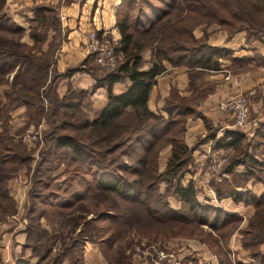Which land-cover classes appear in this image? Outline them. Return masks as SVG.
Returning <instances> with one entry per match:
<instances>
[{"label":"trees","instance_id":"16d2710c","mask_svg":"<svg viewBox=\"0 0 264 264\" xmlns=\"http://www.w3.org/2000/svg\"><path fill=\"white\" fill-rule=\"evenodd\" d=\"M139 1L141 6L137 7ZM6 3L7 0H0V31L16 38L0 35V84L6 83L7 78L4 76L13 71L9 90H3L0 94V222L16 211L15 200L5 184L19 165L30 158L28 153L22 154L21 147L15 146L7 135L8 128L4 121L6 105L13 101L15 106L24 105L28 113L35 106L43 113V97H46L50 102L47 114L54 118L44 133L45 145L33 173L36 178L31 193V206L26 211L29 223L24 229L26 241L23 246L28 247L32 255L39 256V245L36 243L39 237L54 241L55 236L50 235L53 220L56 215L68 216L66 210L74 204L68 196L74 194L72 190L76 185L84 188L92 198L111 197L112 201V204L102 205L92 218L81 221L80 215L66 217L79 218L82 229L87 224L102 220L115 222L120 218L123 223L126 222L121 212L113 215L109 212L118 199L130 204V212L135 218L143 215V218L158 224L178 222L190 225L195 222L212 232H220L230 224L232 214L198 201L192 179L186 184L182 183V179L189 173L187 163L194 149V145L190 147L184 142L183 134L186 118L199 115L192 106L195 97L181 96L176 88H170L163 105L166 115L152 112L147 101L156 77L164 71L163 60L190 69L217 68V58L226 56L228 51L208 44V26L217 24L229 35L243 30L248 41L261 39L264 36V0H120L116 13L119 38L115 51L121 54V60L112 70L93 74L95 82L92 87L69 89L56 100L49 98L45 91L50 51L36 53L40 49L38 44L46 38L49 24L54 26L52 28L58 27L54 9L44 2L31 7L36 25L29 28V41L26 42L23 39L24 29L6 11ZM133 9H136L135 14L132 13ZM199 24H204V32L196 37L193 29ZM37 26L40 31L36 30ZM147 45L152 47L149 66L142 69V50ZM261 62L264 63V57ZM82 70L92 73L89 68L78 66L71 69L69 75ZM124 79L129 81L126 88L120 93H114L112 85ZM100 86L106 89V102L93 117H88L83 109V101ZM1 96L7 104L1 101ZM59 110H62L60 119ZM76 110H79L78 113H75ZM125 114L129 116L120 120ZM206 127L205 136L199 137V140L210 138L211 150L214 151L226 147L233 150L221 172L233 175L237 166H243L245 169L240 173L242 181L253 176V170L259 168L260 163L254 156L255 148L245 141L244 134L237 129H226L216 135V129L208 125ZM254 137L262 138L260 142H263L264 122ZM165 145L170 146V153L164 168L158 171L157 154ZM130 161H134V165ZM60 164L71 166L64 179L66 185L62 187L63 193L40 191L39 187L49 188L50 174ZM128 173L135 177H129ZM222 180L228 183V188L226 191L220 187L215 188L219 198L228 195L236 203L254 206L253 221L244 230L246 241L242 242V246L249 248L263 244L264 191L255 195L248 189L238 190L226 179ZM160 182L166 184L168 194L182 202L185 211L169 205L166 194L159 191ZM76 200L80 201V197L77 196ZM43 218H46L45 223ZM31 220H37V224L33 225ZM34 228H38L35 235ZM219 234L224 233H217V236ZM32 236L37 237V240ZM111 237L112 234L101 240L107 242ZM224 237H227L224 241L226 246L229 236L224 234ZM215 240L210 242L216 245ZM212 246L210 244L209 247ZM56 260H59V253L54 258ZM20 262L33 264L28 258L20 259Z\"/></svg>","mask_w":264,"mask_h":264},{"label":"rangeland","instance_id":"374dc122","mask_svg":"<svg viewBox=\"0 0 264 264\" xmlns=\"http://www.w3.org/2000/svg\"><path fill=\"white\" fill-rule=\"evenodd\" d=\"M152 1L156 2V0ZM136 6H141L140 1ZM15 7H17L16 3L12 2L10 5H6V11L10 14L11 11H15ZM132 13L135 14L136 9H133ZM19 17L20 18L14 17L16 21L15 23L18 25L20 23L19 26L24 29L23 39L28 42L29 36L28 34H26L27 30L25 31V29L29 28L26 24L30 20V17L24 10H20ZM49 26L50 27L48 29H51V26L53 25H51L50 23ZM216 26L218 25L213 24L211 26H208L210 32H212L216 28L223 29L220 26H218L219 28ZM198 28H200L204 32V24H199L193 29V33L194 30ZM36 30L40 31V27L38 26ZM0 35L5 36L6 38H16V36L3 31H0ZM60 38L61 37H55V40H52L53 38L50 39L48 41V45L50 46V48H48V50L46 51H43L44 53H48V51H50V53L48 54L50 64L48 66L47 85L45 91L47 92L48 97L52 100L61 98V96H59V94L57 93L56 87L58 86L60 79L70 73L69 71L74 67L81 66L89 68L92 71V73H90L95 75L101 74L106 71L105 69L101 68L89 54L81 62L75 64H66L65 67L59 66V64L57 63V58H55L57 54L54 53V49L51 50V46L55 44L54 48H56V46H58L60 43ZM107 38L109 39L110 44L115 47L117 39L113 38L112 36H107ZM43 43L41 42L40 44H38V48L40 49L36 51L37 54L42 52L41 47ZM145 48L150 49V51L152 50L151 45H147L145 46ZM121 58L122 56L120 55L119 61L121 60ZM82 62L84 64H82ZM12 75L13 71L9 73V75L4 76L5 79L7 78V81L6 83L3 82L0 84V94H2L3 90H9V82ZM62 87L63 93H66V91H68L69 89L78 88L72 84L64 85ZM87 98L83 101L85 104H87ZM1 101L6 103L5 99L2 98V96ZM248 102L250 114L252 101L251 99H249V97ZM6 106L8 107L6 108L7 113L4 121L6 122V126L8 128L7 135L11 137L12 143L15 146L21 147L22 154L28 153L30 158L27 162L19 165L17 171L14 172L13 176L10 177V179L5 184L10 195L15 200L16 211L18 208L19 212L16 213L15 211V213L9 215L4 221L0 222L2 227L0 235L3 234V232L8 233L9 230L14 227V223L22 224L23 227L26 226L27 223H29L26 217V211L27 208L31 206L32 201L31 193L34 189V180L36 178L33 175L34 168L40 159L41 150L45 145L43 138L44 133L50 127L49 122H52V120L54 119L53 116H51L49 113L47 114V110L50 107V102L46 97H43V113H41L36 106L33 107V110H31L30 113H28L27 110H22L19 108L22 105L15 106L13 101L9 102V104H7ZM61 111L62 110H59L58 112V114L60 115L58 116L59 119L62 116ZM78 111L79 110H76L75 113H78ZM87 112L91 115L92 110L90 111L88 109ZM27 113L29 114V116ZM128 116L129 114H125L119 119L123 121ZM248 121H250V115ZM38 125L41 126L39 127ZM260 125L261 123L258 122V125H256L255 128L258 129ZM27 129H36L38 133L37 137L33 138L31 142H28L26 139H24L23 136V134L27 132ZM252 132L253 131H250L248 132L249 134H244L245 141L250 143L252 148H255V151L253 152L256 155L257 153H260V156L258 155L257 158L258 162L260 163V167L255 168L253 170L254 175L246 181H242L243 177L240 175L241 171L245 169L243 166H237L234 170L236 173L233 175H228L221 172L222 168L228 162V160L230 159L229 157L233 153V150H231L230 148V150L224 151V155L227 158L225 164L221 165L217 170H214L210 167V157L206 153L207 146H202V144H198L195 146L196 148L192 150L189 162L187 163L189 173L182 179V183L186 184L189 179H192L196 188V197L201 204L211 205L220 208L222 211L232 214L230 224L225 228L219 230L220 232H212L208 228L202 227L195 222H191L193 224L190 225H184L178 222H176V224H174L173 222L158 224L156 222L148 220L147 218H143V215L137 216L135 218L130 212L131 209L129 203H125L114 195L110 194V196L118 199V201L117 204L114 203V206L116 207L111 206L109 212H111V215L121 212L124 219L126 218L127 221L123 223L120 218H117L115 222H111L110 220L96 221L94 223L87 224L85 228L82 229V224L81 222L79 223V218L70 219L71 217H66H76V215H80L81 221H83L84 219L92 218L94 217V214L98 213V211L102 208V205H108V203L112 204V201L110 200L111 197L110 199L108 197H104V199L100 196L95 197L96 199L92 198L84 188H79L76 185V188L74 186L75 189L72 190L74 191V194L68 196L70 201H73L74 203L73 206L66 210L69 212L68 216L56 215L53 220V230H51L50 235L53 234V236H55L54 241L52 242L50 238L44 237L42 239V237H39V241L36 242L39 245V256L32 255L29 252L31 254L30 257H32V259L29 258V261H32L33 264H87L86 262H84L83 256L84 253H86L85 250H87V247L91 246V249H95V251L97 250L95 253L101 254L105 259L104 261V259L102 258L101 262L98 264H135L136 261L139 262L141 259L147 257H149V259L152 261L158 260V258H156L157 254L159 255L161 251L163 253H166L167 255L171 254L175 256V259L178 260L181 264L183 262H185V264H200V261L198 262L197 259L198 256L204 257V253L206 254L209 252L214 253L217 256V260L219 261L218 264H264V243L249 248H244L242 246V242L246 241V235L243 234L244 230L247 228L248 223L253 221L252 216L254 215V206L245 205L242 202H239L240 204L236 206L237 203L234 202L228 195L219 198L216 194L215 189L216 187H220L226 191V189L228 188V183L222 182V179H226V181H228L231 186L236 187L238 190L248 189L255 195H260L264 191H261L264 188V140L263 142H260L262 141V138L254 137V132ZM203 141L205 142V140H202V142ZM165 146H163L157 154L158 171H161L165 166V164H162L163 156L160 154L165 150ZM210 151L213 152L214 150ZM250 151H252V149H250ZM216 152L220 154L221 152L223 153V150H217ZM205 153L206 156H204ZM130 163L134 165V161H130ZM69 168H71V166L67 167L64 164H60V166L57 169L53 170L50 174L48 180L50 184L49 188L45 189L39 187L40 191H56L63 193L62 187H65L66 185L64 179L69 173ZM136 168L140 169V166H137ZM128 175L129 177H135L130 173H128ZM18 178H21V180H24V182H18ZM224 184H227V186ZM55 186L58 188L56 189ZM166 189V184L164 182H160L159 191L162 194H166V199L169 205L175 209L181 208L182 211H185V207L182 202L179 201L176 196L170 193L168 194ZM16 190H19L20 194H22V192L24 191V194L22 196L23 201L20 203H18L17 199L14 198V196L16 197L18 194ZM64 196L67 197V194L64 193ZM77 196L80 197V201L76 200ZM41 207L44 206L42 205ZM46 209H48L47 206ZM45 222L46 218H43V223ZM4 223L9 224L5 226ZM31 223H33V225H36L37 220H31ZM81 229L83 232L79 235L78 232ZM36 231H38V228L33 229L34 235L36 234ZM209 232L211 234H209ZM190 233L192 235H190ZM217 233L228 234L229 237L226 246L224 244V241L227 239V237H224V234H219V236H217ZM111 234L112 237L110 241L102 242L101 239ZM34 239L37 240V237H34ZM210 240H215L216 245L210 242ZM207 243L208 245H206ZM210 244L213 246L209 247ZM47 249L48 251L44 255H42L43 252ZM180 249H182L181 252H184V254L180 253ZM57 253H59V260H56L55 262L54 258ZM40 255H42V257H40ZM252 255H255V257Z\"/></svg>","mask_w":264,"mask_h":264},{"label":"crops","instance_id":"0c3cea01","mask_svg":"<svg viewBox=\"0 0 264 264\" xmlns=\"http://www.w3.org/2000/svg\"><path fill=\"white\" fill-rule=\"evenodd\" d=\"M12 2H15L17 7H15V11L10 12V16L15 21L14 17L20 18V10H24L30 17L26 24L29 28L32 25H36L31 10L34 4L44 2L52 6L58 27L47 30L41 51L43 52L50 48L48 45L50 39L53 38L52 40H55V37H61L60 43L56 48H54L55 44L51 46V50L54 49V53L57 54L55 58H57V63L61 67H65L66 64L81 62L88 55L86 32L90 28L96 29L98 34L112 36L115 39L119 38V32L116 27V13L120 0H7L6 5H10ZM29 28L25 29V31L27 30L26 34H28ZM206 30L208 31L207 42L209 45L228 51L226 56L217 58V68L213 70L190 69L184 65H172L167 60H163L164 71L156 77V82L151 87L148 95L147 105L152 112L166 115L163 105L170 88H176L181 96H194L195 100L192 106L199 112V115L186 118L183 139L190 147L194 145V148H196L195 146L198 144L207 146V153L209 149L211 150V139L204 138L199 140V137L205 136L207 125L216 129V135H220L226 129H237L246 134L250 131L255 133L257 130L255 126L258 125V122H264V63L261 62V58L264 57V36L261 39L248 41L243 30L236 31L231 35L224 29L216 28L210 32L208 27ZM202 32L200 28L195 29L194 35L199 37ZM150 54V49L144 48L142 50L144 59L142 69L148 68ZM67 75L60 79L56 87L59 96L64 94L62 87L64 85L72 84L78 88L88 89L95 82L93 74L88 71L82 70L69 76ZM128 83L127 79L115 82L112 85V91L120 93L126 88ZM241 93L247 94L249 99H251V113L250 121L244 127L237 128L232 124L231 115L220 110L218 103ZM106 99L107 92L105 87L100 86L94 89L87 98L88 105L85 104L83 106L87 116L93 117L105 104ZM19 108L27 110L23 105ZM88 109L92 110L91 115L88 114ZM202 140H205V142H202ZM222 150L230 149L226 147ZM169 153L170 146L168 145L160 153L163 156V165ZM206 153L204 156H206ZM258 155L260 156V153L254 154L255 158H258ZM263 190L264 188L261 191ZM20 195L18 192L17 196H14L18 203L23 201ZM239 204L237 203L236 206ZM18 212L19 209L17 208L16 213ZM7 224L9 223H4L5 226ZM1 228L0 223V231ZM24 229L25 226L23 227L22 224L14 223V227L8 233L3 232L0 235V264H22L20 259H32L29 248L23 246L26 241ZM91 248V246H88L87 250H85L84 262L87 264L100 263L104 257L99 253H95L97 250L95 251V249ZM181 250H179L180 253L184 254ZM197 259L200 264H218L219 262L217 256L210 252L204 253V257L198 256ZM135 264L173 263L167 262L166 258H158V260L152 261L147 257L139 262L136 261ZM182 264H185V262Z\"/></svg>","mask_w":264,"mask_h":264},{"label":"built area","instance_id":"2783aa9c","mask_svg":"<svg viewBox=\"0 0 264 264\" xmlns=\"http://www.w3.org/2000/svg\"><path fill=\"white\" fill-rule=\"evenodd\" d=\"M86 39H87V51L88 54H90L93 58V60L103 69L106 71L112 70L116 67L120 55L119 53H116L115 47L110 44L109 39L106 35L98 34L96 29L90 28L86 32ZM218 108L224 112H227L231 114V118L233 120L232 124L234 127L241 128L244 127L249 119V102H248V95L241 93L238 94L232 98H229L225 101H220L218 103ZM39 127L41 125H38ZM27 132L23 134L24 139H26L28 142H31L33 138L37 137V130L34 129H27ZM208 156L210 157L209 163L210 167L212 169H218L221 165H223L226 161V156L224 155L225 152H221L220 154L216 151H210V149L207 152ZM18 182H24L21 178L17 179ZM25 185V184H24ZM25 187V186H24ZM17 193L20 191L16 190ZM24 192V191H23ZM21 196H23V193ZM158 258H166V260L173 264H181L178 260L175 259V256L171 254L163 253L162 251L160 254H157ZM175 259V260H172ZM173 261V262H172Z\"/></svg>","mask_w":264,"mask_h":264}]
</instances>
